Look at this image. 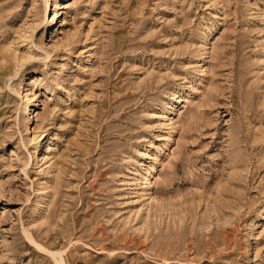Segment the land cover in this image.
<instances>
[{"label":"rangeland","instance_id":"1","mask_svg":"<svg viewBox=\"0 0 264 264\" xmlns=\"http://www.w3.org/2000/svg\"><path fill=\"white\" fill-rule=\"evenodd\" d=\"M0 264H264V0H0Z\"/></svg>","mask_w":264,"mask_h":264}]
</instances>
